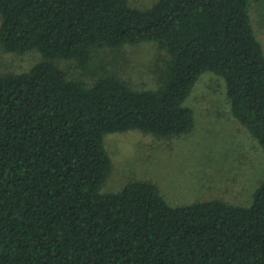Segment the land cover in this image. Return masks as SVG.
I'll return each mask as SVG.
<instances>
[{"label": "trees", "instance_id": "1", "mask_svg": "<svg viewBox=\"0 0 264 264\" xmlns=\"http://www.w3.org/2000/svg\"><path fill=\"white\" fill-rule=\"evenodd\" d=\"M264 0H0V45L37 53L0 74V264H264V181L253 202L173 206L149 182L108 191L107 134L186 136L205 74L264 152ZM264 14V8L261 9ZM151 42L167 52L158 86L135 90L102 52ZM71 61L84 79L62 67ZM109 67V66H108Z\"/></svg>", "mask_w": 264, "mask_h": 264}, {"label": "rangeland", "instance_id": "2", "mask_svg": "<svg viewBox=\"0 0 264 264\" xmlns=\"http://www.w3.org/2000/svg\"><path fill=\"white\" fill-rule=\"evenodd\" d=\"M157 0H129L139 9ZM263 6H252L254 24L264 46ZM1 26V16H0ZM37 53L17 55L0 45V74L24 72L38 60ZM107 58L113 75L135 90L158 86L167 52L151 42L126 45L115 52H102L98 62ZM68 76L84 79L71 61L62 62ZM194 110L195 125L186 136H158L130 130L107 134L104 143L112 160V171L104 191H121L136 182L158 187L173 206L201 201L223 200L249 206L257 186L264 181V152L258 142L235 118L226 97L225 81L205 74L188 101Z\"/></svg>", "mask_w": 264, "mask_h": 264}]
</instances>
